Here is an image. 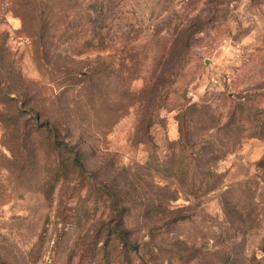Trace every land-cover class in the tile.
<instances>
[{"label": "rangeland", "instance_id": "374dc122", "mask_svg": "<svg viewBox=\"0 0 264 264\" xmlns=\"http://www.w3.org/2000/svg\"><path fill=\"white\" fill-rule=\"evenodd\" d=\"M0 264H264V0H0Z\"/></svg>", "mask_w": 264, "mask_h": 264}, {"label": "trees", "instance_id": "16d2710c", "mask_svg": "<svg viewBox=\"0 0 264 264\" xmlns=\"http://www.w3.org/2000/svg\"><path fill=\"white\" fill-rule=\"evenodd\" d=\"M35 119L38 123L37 130H41L42 123L39 122L38 114H35ZM43 124L45 126L48 125L47 122H43ZM48 131V134H50L49 149L57 162V174H59L61 167L67 168V173H78L80 176L79 182L85 183L89 192H96L100 199L110 203V215L112 216L107 222V225L108 223L110 224L106 229L107 237L110 241L113 240V242H117L122 246L124 261L128 263L126 258L130 255V251L138 252L139 246L138 243L131 239V230L125 225L126 219L130 215V210L119 203V197L123 196L122 190H119L115 184L105 179L106 176L101 174V177L94 171L89 172L84 154L75 144L62 139L52 126L48 128Z\"/></svg>", "mask_w": 264, "mask_h": 264}]
</instances>
